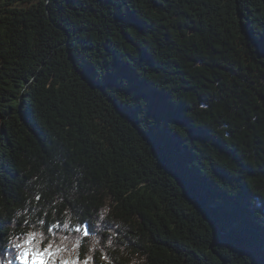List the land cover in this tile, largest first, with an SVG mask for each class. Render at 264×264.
Wrapping results in <instances>:
<instances>
[{
    "label": "trees",
    "instance_id": "16d2710c",
    "mask_svg": "<svg viewBox=\"0 0 264 264\" xmlns=\"http://www.w3.org/2000/svg\"><path fill=\"white\" fill-rule=\"evenodd\" d=\"M263 218L264 0H0V264H264Z\"/></svg>",
    "mask_w": 264,
    "mask_h": 264
},
{
    "label": "snow or ice",
    "instance_id": "6c2138e0",
    "mask_svg": "<svg viewBox=\"0 0 264 264\" xmlns=\"http://www.w3.org/2000/svg\"><path fill=\"white\" fill-rule=\"evenodd\" d=\"M67 227V225H65ZM77 231H81V228H77ZM83 234L88 235V230L83 229ZM29 238L22 243L28 245L27 247H21V244H16L15 247L20 249L19 260L22 264H38L37 258H39V264H56V256L61 251L60 248L52 249L51 245L45 247L43 251L34 249L31 247V242L35 238V233H29ZM29 253H31V259H29ZM59 264H77L75 259H61Z\"/></svg>",
    "mask_w": 264,
    "mask_h": 264
},
{
    "label": "clouds",
    "instance_id": "9594fccd",
    "mask_svg": "<svg viewBox=\"0 0 264 264\" xmlns=\"http://www.w3.org/2000/svg\"><path fill=\"white\" fill-rule=\"evenodd\" d=\"M16 215H17V217H19L22 214L20 212H17ZM29 233H35L37 243H39L41 240H46L47 239V236L46 235H43L42 230L39 227L34 226L32 229H30V230H28L26 232V235L25 236H22L20 238L21 241L27 240L29 238V236H28ZM11 242L13 244L17 243V241L15 239H13Z\"/></svg>",
    "mask_w": 264,
    "mask_h": 264
},
{
    "label": "rangeland",
    "instance_id": "374dc122",
    "mask_svg": "<svg viewBox=\"0 0 264 264\" xmlns=\"http://www.w3.org/2000/svg\"><path fill=\"white\" fill-rule=\"evenodd\" d=\"M203 207H204V206H203ZM204 208H205V207H204ZM205 210H206V209H205ZM27 246H28V245H24V247H27ZM31 247L34 248V249H38V250H42V251H43V249H41L39 245H32ZM14 254H15V255H14ZM14 254H13V253H9L6 257H7V258H10V257L14 258V257H16V256L19 255V251L16 250V251L14 252ZM56 257H61V258H62L63 255H62V253H58ZM75 260H76V259H75ZM76 261H77V260H76ZM2 263H3V264H8L5 260H3ZM15 264H22V262L19 260V256H18V259L16 260ZM77 264H82V263H79V262L77 261Z\"/></svg>",
    "mask_w": 264,
    "mask_h": 264
},
{
    "label": "bare ground",
    "instance_id": "6f19581e",
    "mask_svg": "<svg viewBox=\"0 0 264 264\" xmlns=\"http://www.w3.org/2000/svg\"><path fill=\"white\" fill-rule=\"evenodd\" d=\"M118 19V18H117ZM64 21V20H63ZM68 21V20H67ZM119 21V20H118ZM256 25V24H255ZM84 41V40H83ZM89 51V50H88ZM154 51V50H153ZM94 63V62H93ZM170 88V87H169ZM175 88V87H174ZM178 100V99H177ZM166 128V127H165ZM218 135V134H217ZM201 149V148H200ZM201 153V152H200ZM203 154V153H202ZM237 154V153H236ZM164 155V154H163ZM233 155V154H232ZM200 156V155H199ZM246 161V160H245ZM204 166V165H203ZM223 187V186H222ZM214 198V197H213ZM257 203V202H256ZM264 219V218H263ZM231 231V230H230Z\"/></svg>",
    "mask_w": 264,
    "mask_h": 264
},
{
    "label": "flooded vegetation",
    "instance_id": "af4514ba",
    "mask_svg": "<svg viewBox=\"0 0 264 264\" xmlns=\"http://www.w3.org/2000/svg\"><path fill=\"white\" fill-rule=\"evenodd\" d=\"M42 41H43V43H45V42L47 41V39H46V38H44ZM50 59H51V58H50Z\"/></svg>",
    "mask_w": 264,
    "mask_h": 264
},
{
    "label": "water",
    "instance_id": "95a60500",
    "mask_svg": "<svg viewBox=\"0 0 264 264\" xmlns=\"http://www.w3.org/2000/svg\"><path fill=\"white\" fill-rule=\"evenodd\" d=\"M200 203V202H199Z\"/></svg>",
    "mask_w": 264,
    "mask_h": 264
}]
</instances>
